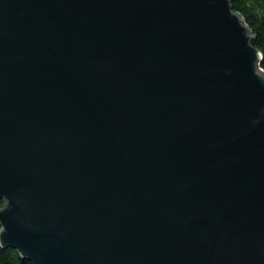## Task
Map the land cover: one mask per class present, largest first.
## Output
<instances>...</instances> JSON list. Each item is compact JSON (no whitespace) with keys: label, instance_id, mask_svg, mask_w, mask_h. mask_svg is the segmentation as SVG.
Returning <instances> with one entry per match:
<instances>
[{"label":"water","instance_id":"water-1","mask_svg":"<svg viewBox=\"0 0 264 264\" xmlns=\"http://www.w3.org/2000/svg\"><path fill=\"white\" fill-rule=\"evenodd\" d=\"M230 0H0V244L32 264H264V70Z\"/></svg>","mask_w":264,"mask_h":264},{"label":"trees","instance_id":"trees-1","mask_svg":"<svg viewBox=\"0 0 264 264\" xmlns=\"http://www.w3.org/2000/svg\"><path fill=\"white\" fill-rule=\"evenodd\" d=\"M234 10L239 12L252 34L251 42L262 52L259 63L264 70V0H230ZM3 200L0 198V206ZM0 264H32L22 257L19 252L10 246L0 244Z\"/></svg>","mask_w":264,"mask_h":264}]
</instances>
